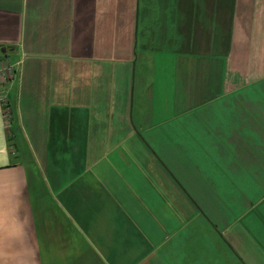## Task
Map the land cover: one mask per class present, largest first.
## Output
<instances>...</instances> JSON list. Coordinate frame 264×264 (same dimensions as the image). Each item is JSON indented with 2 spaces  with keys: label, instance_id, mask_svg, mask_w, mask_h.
Here are the masks:
<instances>
[{
  "label": "crops",
  "instance_id": "obj_1",
  "mask_svg": "<svg viewBox=\"0 0 264 264\" xmlns=\"http://www.w3.org/2000/svg\"><path fill=\"white\" fill-rule=\"evenodd\" d=\"M0 60V264H264L202 193L264 164V0H0Z\"/></svg>",
  "mask_w": 264,
  "mask_h": 264
},
{
  "label": "rangeland",
  "instance_id": "obj_2",
  "mask_svg": "<svg viewBox=\"0 0 264 264\" xmlns=\"http://www.w3.org/2000/svg\"><path fill=\"white\" fill-rule=\"evenodd\" d=\"M165 126H166V124H165ZM165 129H166L165 127H164V130L162 129V133L164 132L163 134L167 135ZM166 144H167V141H166ZM156 146L157 145H154V147H156ZM163 146L166 147L167 145L163 144ZM145 147H146V145H145ZM256 148L258 150L262 149V155L261 156H264V146L256 145ZM164 155L166 156L167 154H163V156ZM160 156H162V155H160ZM159 160H161V159H159ZM165 162H167L166 158H165ZM244 162H246V161H244ZM252 162H253V165L251 167L245 169L247 171L248 175L242 177V180L240 181L239 185L231 186V187H234L235 191H233V192L232 191L231 192H227V191L222 192L220 190V188L222 186L219 184H218L219 186H217V183H218V181H220V179L216 175V177H214V178H216V180H214V182H213V183H215V185L209 184V187L206 190V192L205 191L202 192L204 194V201H205V204L203 205V207L205 208V212H207L208 216L211 218L209 220H211L212 223L219 222V219H221V218L225 219L228 222H232V221H234L233 219L237 218V216H236L237 214H240L241 212H244V213L246 212V208H247L248 204H252L255 201H262V203H264V189H260V188H264V184L259 182L260 181L259 179H264V164L262 162H260V163L255 162V161H252ZM145 166H146V162H145ZM241 173H242V171H241ZM202 177L206 178L209 182L212 181L211 177H209V176L206 177L203 175ZM226 177L227 176L224 175L223 178H226ZM247 181L249 182V184L252 183L251 187L249 185L247 186V184H246ZM221 182L224 183V180ZM225 184H227V185L224 186V188H228L229 190L232 189L230 187V185H231L230 181H228ZM159 186L162 190L163 189L162 185L160 184ZM194 194L197 196V201L200 203V199L198 197L201 196L202 194H199V192L198 193H192L193 196H194ZM192 195L189 198H191L192 205H194V201L192 200ZM163 197L164 198H170L166 193L163 195ZM186 201L189 202V199L187 198ZM262 203L259 205H262ZM258 207H256L251 212L249 211L244 216L243 220L245 222H247L249 218L254 217V213L256 212V209H260ZM195 209H196L195 210L196 212L200 211L198 206ZM249 210H251V209H249ZM176 211H177L176 217H178V216L181 217L180 211L177 208H176ZM186 217H188V216L186 215ZM211 222L208 221V223L205 227L208 229L207 231L209 233H213V231H215L214 226ZM218 226H219V224H218ZM200 227H201V225H200ZM205 231L206 230L204 229L202 232L205 233Z\"/></svg>",
  "mask_w": 264,
  "mask_h": 264
},
{
  "label": "built area",
  "instance_id": "obj_3",
  "mask_svg": "<svg viewBox=\"0 0 264 264\" xmlns=\"http://www.w3.org/2000/svg\"><path fill=\"white\" fill-rule=\"evenodd\" d=\"M15 71V64L10 61L0 60V79L6 81L11 78ZM6 103V95L4 91H0V104Z\"/></svg>",
  "mask_w": 264,
  "mask_h": 264
}]
</instances>
